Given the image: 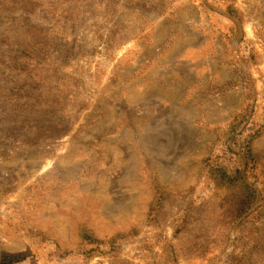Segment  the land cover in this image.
Returning a JSON list of instances; mask_svg holds the SVG:
<instances>
[{
	"label": "rangeland",
	"instance_id": "1",
	"mask_svg": "<svg viewBox=\"0 0 264 264\" xmlns=\"http://www.w3.org/2000/svg\"><path fill=\"white\" fill-rule=\"evenodd\" d=\"M0 264H264V0H0Z\"/></svg>",
	"mask_w": 264,
	"mask_h": 264
},
{
	"label": "trees",
	"instance_id": "2",
	"mask_svg": "<svg viewBox=\"0 0 264 264\" xmlns=\"http://www.w3.org/2000/svg\"><path fill=\"white\" fill-rule=\"evenodd\" d=\"M221 179L223 180L222 183H235V182L241 181V178H240V175L238 172L235 173V176L229 177L228 174L226 173V171L223 169H221ZM246 188L248 189L249 193H251V196L252 195L254 196L252 189H250L247 186H246Z\"/></svg>",
	"mask_w": 264,
	"mask_h": 264
}]
</instances>
